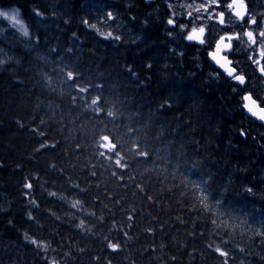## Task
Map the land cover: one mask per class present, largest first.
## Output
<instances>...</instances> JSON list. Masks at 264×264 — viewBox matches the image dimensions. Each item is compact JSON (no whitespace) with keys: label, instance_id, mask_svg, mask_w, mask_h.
I'll list each match as a JSON object with an SVG mask.
<instances>
[{"label":"trees","instance_id":"obj_1","mask_svg":"<svg viewBox=\"0 0 264 264\" xmlns=\"http://www.w3.org/2000/svg\"><path fill=\"white\" fill-rule=\"evenodd\" d=\"M0 6V264H264V57L236 85L164 0Z\"/></svg>","mask_w":264,"mask_h":264},{"label":"rangeland","instance_id":"obj_2","mask_svg":"<svg viewBox=\"0 0 264 264\" xmlns=\"http://www.w3.org/2000/svg\"><path fill=\"white\" fill-rule=\"evenodd\" d=\"M164 1L174 18L187 19V24H184V26H190L191 28L203 27L206 29L211 21L216 22L215 17H218L220 11H223V9H217L221 4L220 0H218V7L214 5L216 0ZM228 2L229 0H226L224 4L226 5ZM246 2L250 13L249 19L239 22L233 17L231 10L228 9L229 12L227 10L223 11L225 13L223 25L217 22L215 25L223 29L226 34L238 35V40L233 43L234 47L236 46V49H238L240 46H244L247 52L250 50L256 52L259 59L264 57V17L259 19V15L264 14V10L260 9L264 0H246ZM188 14H191V17ZM251 21L256 22L254 26H250ZM8 32H13L21 38L29 36L28 28L21 17L20 11L17 8H3L0 6V41L7 43V41L13 39L9 37ZM246 33H249L248 38ZM0 52L4 55L7 54L4 49H0Z\"/></svg>","mask_w":264,"mask_h":264},{"label":"snow or ice","instance_id":"obj_3","mask_svg":"<svg viewBox=\"0 0 264 264\" xmlns=\"http://www.w3.org/2000/svg\"><path fill=\"white\" fill-rule=\"evenodd\" d=\"M217 7L219 6L218 0H216L215 4ZM226 7L231 10L233 16L240 17L241 19H244L248 13H247V2L246 0H229V2L226 4ZM189 17H191V14H188ZM225 18V13L223 11H220L219 16L215 17V20L217 23H220L223 25ZM107 19H112V13L108 12ZM252 24H255V21L251 22ZM167 24L170 26H174L176 24V21L174 19H169L167 21ZM182 31L184 28L181 29ZM206 34V29L203 27H195L191 28L187 31V34L185 35L186 41L189 42H196L199 44H203L204 37ZM108 36L111 37L112 33H108ZM115 39H119V37H115ZM229 37H221V41L217 43L216 48L214 52H210V56H212L213 60L216 61V63L219 65L220 68L224 69L227 72V75L230 78H233L236 82L243 84L245 82V77H243L240 74H237L236 69L231 66L232 62L231 60L225 56L222 55L224 53V50L227 48H230L231 45L228 43ZM261 64V72L264 73V59L260 61ZM245 100L250 99V95H246L244 97ZM245 108H248V105H245ZM262 113H264V108L260 109ZM255 115L256 113H252ZM260 120L264 122V115L260 116ZM242 135H246V133H241Z\"/></svg>","mask_w":264,"mask_h":264},{"label":"water","instance_id":"obj_4","mask_svg":"<svg viewBox=\"0 0 264 264\" xmlns=\"http://www.w3.org/2000/svg\"><path fill=\"white\" fill-rule=\"evenodd\" d=\"M145 2L148 4V3H149V0H145ZM235 17H237V16H235ZM237 18L241 19L240 17H237ZM251 24H252V23H251ZM252 25H253V24H252ZM228 37H229L228 43L231 45V47L225 49V50H224V53H222V55H225V56H227V57L229 58V56H228L227 54L231 51V49H232V41H233V40H236V39H237V36H228ZM220 41H221V38L218 39V40L215 42V44H214V48H213V50H212L211 52H214L217 43L220 42ZM198 44H199V43H198ZM208 57H209V60L215 65V67L218 68L222 73H224L225 76H226L228 79H233V78H230V77L227 75V72H226L224 69H222V68L219 67V65L216 63V61L213 60L212 56H210V53H209ZM229 59H230V58H229ZM230 60H231V59H230ZM231 62H232L231 66L234 67V63H233L232 60H231ZM234 68H235V67H234ZM236 72H237V70H236ZM237 74H238V72H237ZM233 81H234L235 84L242 85V86L245 85V82H244L243 84H241V83L236 82L234 79H233ZM247 95H250V99H248V100L243 99V100H244V109H245L246 115H247L249 118H251V119L257 121L258 123H260V124H262V125L264 126V122H262V121L260 120V116H261V115H264V113H262V112L260 111V109H262V108H264V107H261V106L259 105V103H258V102L252 97L251 94H247ZM245 96H246V95H245ZM245 96H244V97H245ZM246 104L248 105V108H245V105H246ZM253 112L256 113V114L253 115V114H252ZM107 142H108V141H107Z\"/></svg>","mask_w":264,"mask_h":264},{"label":"flooded vegetation","instance_id":"obj_5","mask_svg":"<svg viewBox=\"0 0 264 264\" xmlns=\"http://www.w3.org/2000/svg\"><path fill=\"white\" fill-rule=\"evenodd\" d=\"M232 59V58H231Z\"/></svg>","mask_w":264,"mask_h":264}]
</instances>
